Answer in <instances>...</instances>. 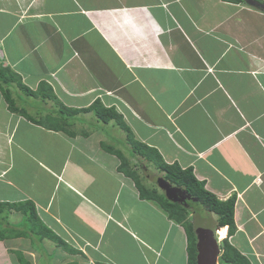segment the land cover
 <instances>
[{
  "label": "crops",
  "instance_id": "crops-1",
  "mask_svg": "<svg viewBox=\"0 0 264 264\" xmlns=\"http://www.w3.org/2000/svg\"><path fill=\"white\" fill-rule=\"evenodd\" d=\"M2 73L13 109L0 90V202L15 206L5 219L21 230L0 234V264H187L184 226L140 188L169 198L152 163L125 154L148 172L139 184L119 168L127 137L190 167L219 200L234 197L228 241L264 264L263 9L246 0H0ZM95 101L124 126L67 111ZM31 206L36 223L22 211ZM42 229L50 233L33 234Z\"/></svg>",
  "mask_w": 264,
  "mask_h": 264
},
{
  "label": "trees",
  "instance_id": "trees-1",
  "mask_svg": "<svg viewBox=\"0 0 264 264\" xmlns=\"http://www.w3.org/2000/svg\"><path fill=\"white\" fill-rule=\"evenodd\" d=\"M0 81L5 83L6 78L4 76V73H2V75L0 76ZM0 90L2 92L4 100L8 103V106L13 109V104L10 101L8 89L4 88V86L0 83ZM67 111L71 113V116H73L74 113L92 111L94 112L96 117L103 123H108L110 120L115 119L117 123H119L121 126H124V123L121 120V116L113 108L103 107L99 103V101L93 102L92 105L84 109H79L73 112L71 110ZM127 134L129 135V132ZM126 141H128L130 144V147L127 148L130 152L129 155L131 157L135 158V156H141L145 158L148 162H151L160 172L163 173V177L166 180H168L175 186L182 187L190 196V199L186 201L182 200L181 202H177L172 199L166 198L163 194H158L155 189L145 190L143 185H140L142 193L146 192L148 196L152 197L166 211H168L171 214L172 218L180 222L185 227L188 255L187 264H196V237L193 229V222L189 218V214L194 213L199 208L214 213L216 215V224L221 226L217 227L215 230L218 239L222 240V252L220 256V259H222L223 262L222 264H251L249 260L244 255H242L234 246H232L227 238H225L226 228L228 236L232 235L236 229L234 223V197H230L226 201L219 200L213 193L207 191L204 188L201 181H198L196 179L190 167L181 169L177 165H167L160 159L159 155L155 153L154 149L147 147L143 143H140L132 139L131 137H127ZM103 148H107L108 151H114L113 147H110V145H106ZM118 156L121 159L119 167L120 170L131 176L135 180V182L139 184L138 170L130 166V160L128 157L122 154H119ZM0 206L5 207L9 205H5L2 203L0 204ZM197 206H199L198 209ZM26 208H22V211L27 219L32 221L33 223L38 222V218L35 214L33 206L28 207V209ZM0 212H2L1 209ZM29 230H31V228ZM42 231L33 234L41 236L45 232L48 234L50 233L47 232L46 229H42Z\"/></svg>",
  "mask_w": 264,
  "mask_h": 264
},
{
  "label": "water",
  "instance_id": "water-1",
  "mask_svg": "<svg viewBox=\"0 0 264 264\" xmlns=\"http://www.w3.org/2000/svg\"><path fill=\"white\" fill-rule=\"evenodd\" d=\"M251 5L257 6L264 10V3L257 0H246ZM159 187L164 189L165 194L169 196L170 199L181 202L182 200L190 199L186 190L182 188L181 193L178 196L173 197V193L180 190L181 187L172 186L162 176H158L154 179ZM186 204V202H185ZM199 210L193 213V229L196 237V264H220L218 263V257L221 254L220 244L216 238L215 229L220 227L216 224V220H212L211 213L209 211L203 210L207 213L206 216L200 215ZM200 212V211H199Z\"/></svg>",
  "mask_w": 264,
  "mask_h": 264
},
{
  "label": "rangeland",
  "instance_id": "rangeland-1",
  "mask_svg": "<svg viewBox=\"0 0 264 264\" xmlns=\"http://www.w3.org/2000/svg\"><path fill=\"white\" fill-rule=\"evenodd\" d=\"M72 111V110H71ZM73 112V111H72ZM70 129V128H69ZM116 138V137H115ZM116 140H118V138H116ZM116 140H115V143H116ZM115 143H111L110 142V138H109V140L106 142V144H115ZM117 145V144H116ZM106 145L104 144V141H103V143L101 144V146L100 147H105ZM119 146V145H118ZM118 150H120L121 149V151H122V153H123V155L125 156V154L126 155H129L130 154V152H129V150H128V148L126 149V147H116ZM104 150V152H106L107 151V148H103ZM108 152V151H107ZM146 165H148L149 167H150V169H148V170H150L153 174H154V176L152 177V180H153V178L154 177H158V176H161L162 175V173L159 171V170H157L156 169V167L153 165V164H146ZM140 173H139V175L140 174H142L143 172H142V170L138 167V169H137ZM146 170H144V175H146V174H148V172H145ZM151 173V174H152ZM152 174V175H153ZM152 180H150V175H149V179H147V184H151L152 185ZM196 207V206H195ZM199 208V206H197V209ZM0 209H1V211H2V213L0 214V231H3L4 232V234L3 235H6V236H9L8 234H10V235H12L11 233H15L16 232V230H21L20 228L21 227H19V226H17V225H15V224H9L8 223V221L7 220H5V223H3V220L5 219V213H6V208H4V207H1L0 206ZM199 211H198V213H200V215H204V216H206L207 215V213L206 212H204L203 210L204 209H202V208H199L198 209ZM190 216V215H189ZM190 219H191V217H189ZM3 228H5V229H3ZM22 228H24V226L22 227ZM185 228V227H184ZM26 234H28V236H31L30 234H29V232H26ZM39 245H40V243H39ZM39 246H37V248H38ZM219 263L221 264V263H223L222 262V259H219Z\"/></svg>",
  "mask_w": 264,
  "mask_h": 264
},
{
  "label": "clouds",
  "instance_id": "clouds-1",
  "mask_svg": "<svg viewBox=\"0 0 264 264\" xmlns=\"http://www.w3.org/2000/svg\"><path fill=\"white\" fill-rule=\"evenodd\" d=\"M259 2H262V1H259ZM262 3H264V2H262ZM259 177V176H258ZM168 181V180H167ZM172 186H175V185H173L172 184ZM176 187H179V186H176ZM181 189H182V187H181ZM3 202H0V204H2ZM3 204H8L9 206H5L4 208H6V213H5V217L7 216V211L8 210H10L11 208L13 209V208H15V206L13 205V204H10V203H3ZM11 209V210H12ZM2 212H0V214H1ZM190 215V214H189ZM189 217H191V220H192V222H193V213L189 216ZM5 220L6 219H4V221H3V223H5ZM221 227V226H220ZM4 229V228H3ZM4 232L3 231H0V234H3ZM215 233H216V230H215ZM230 236V235H229ZM228 234L226 233V236H225V238H227V240H228ZM216 238L218 239V236H217V234H216ZM224 238V239H225ZM218 241H219V244H220V249H221V252H222V248H221V245H222V240H219L218 239ZM220 256H221V254H220ZM220 256L218 257L219 259H220ZM219 263V262H218ZM222 264V263H221Z\"/></svg>",
  "mask_w": 264,
  "mask_h": 264
},
{
  "label": "built area",
  "instance_id": "built-area-1",
  "mask_svg": "<svg viewBox=\"0 0 264 264\" xmlns=\"http://www.w3.org/2000/svg\"><path fill=\"white\" fill-rule=\"evenodd\" d=\"M256 180L259 181L260 180V177H257Z\"/></svg>",
  "mask_w": 264,
  "mask_h": 264
}]
</instances>
